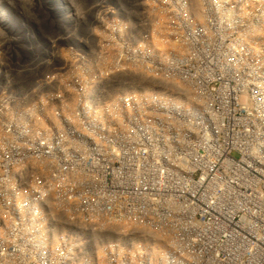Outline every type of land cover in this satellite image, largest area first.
<instances>
[{
  "label": "built area",
  "instance_id": "2783aa9c",
  "mask_svg": "<svg viewBox=\"0 0 264 264\" xmlns=\"http://www.w3.org/2000/svg\"><path fill=\"white\" fill-rule=\"evenodd\" d=\"M253 2L93 0L0 53V264H264Z\"/></svg>",
  "mask_w": 264,
  "mask_h": 264
},
{
  "label": "rangeland",
  "instance_id": "374dc122",
  "mask_svg": "<svg viewBox=\"0 0 264 264\" xmlns=\"http://www.w3.org/2000/svg\"><path fill=\"white\" fill-rule=\"evenodd\" d=\"M49 1L50 0H0V53H2L6 59L11 60V62H15L17 57L21 59L23 56L22 48H30V44H32L31 42H26L23 38L31 37L32 33L35 37H37L36 35L42 34L40 39L45 40L50 30L49 16L53 15V10L61 9L62 1H69L73 4L76 0H61V5L57 0H51V3H49ZM124 1L128 2L130 0ZM254 1L253 5L258 6L259 0ZM51 4L52 6L55 4L56 8H51L49 6ZM73 5L78 7L76 3ZM3 15L5 18H2ZM24 26L26 28L30 27V29H25ZM17 41L19 43H17ZM38 47L37 43L33 45V48Z\"/></svg>",
  "mask_w": 264,
  "mask_h": 264
},
{
  "label": "bare ground",
  "instance_id": "6f19581e",
  "mask_svg": "<svg viewBox=\"0 0 264 264\" xmlns=\"http://www.w3.org/2000/svg\"><path fill=\"white\" fill-rule=\"evenodd\" d=\"M51 1V0H50ZM49 1V3H51ZM78 3H77V2ZM76 1H74V3H76V6H78V7H80V6H89V5H91L92 3H93V0H76ZM124 1V0H123ZM57 2L60 4L61 3V0H57ZM129 2L130 1H128V2H126V1H124L123 2V5L122 6H125V5H129ZM48 3V4H49ZM73 3V4H74ZM195 3H197V2H195ZM62 8L60 9V10H62V9H65V8H68V7H73V8H76L73 4H71L69 1H62ZM60 4V5H61ZM119 4H120V1H119ZM51 8H56V5L54 4V6H52V4L51 5H49ZM109 6H117L115 3H112L111 5H109ZM118 7V6H117ZM59 10V9H58ZM197 13V12H196ZM5 15H7V14H5ZM202 14H200V16H201ZM2 18H5V16L3 15V17ZM17 40V39H16ZM27 42V41H26ZM17 43H19L18 41H17ZM30 48H33V44H30Z\"/></svg>",
  "mask_w": 264,
  "mask_h": 264
}]
</instances>
